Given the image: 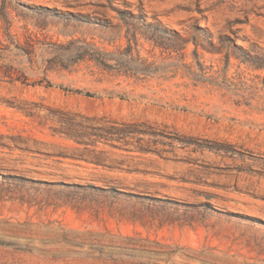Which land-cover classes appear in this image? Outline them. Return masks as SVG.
I'll use <instances>...</instances> for the list:
<instances>
[{
  "label": "rangeland",
  "instance_id": "rangeland-1",
  "mask_svg": "<svg viewBox=\"0 0 264 264\" xmlns=\"http://www.w3.org/2000/svg\"><path fill=\"white\" fill-rule=\"evenodd\" d=\"M0 264H264V0H0Z\"/></svg>",
  "mask_w": 264,
  "mask_h": 264
},
{
  "label": "trees",
  "instance_id": "trees-1",
  "mask_svg": "<svg viewBox=\"0 0 264 264\" xmlns=\"http://www.w3.org/2000/svg\"><path fill=\"white\" fill-rule=\"evenodd\" d=\"M48 87H52V86H48ZM57 88L60 89V90H62V91H64V92H71V93H74V94H77V95H83L84 97H87V98H93V97H95L94 94H90L89 92L83 93L80 90L72 91V90H68L67 88H62L61 86H59ZM105 97L111 99V98H114V94L113 93H108V94H106ZM120 99H122V98H120ZM92 129H96V128H92ZM76 141H79V139L76 138Z\"/></svg>",
  "mask_w": 264,
  "mask_h": 264
}]
</instances>
